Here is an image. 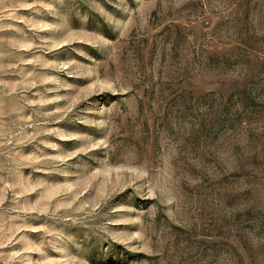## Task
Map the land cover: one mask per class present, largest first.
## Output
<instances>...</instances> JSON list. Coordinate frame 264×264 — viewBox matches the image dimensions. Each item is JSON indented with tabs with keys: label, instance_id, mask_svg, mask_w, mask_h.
Segmentation results:
<instances>
[{
	"label": "rangeland",
	"instance_id": "rangeland-1",
	"mask_svg": "<svg viewBox=\"0 0 264 264\" xmlns=\"http://www.w3.org/2000/svg\"><path fill=\"white\" fill-rule=\"evenodd\" d=\"M0 264H264V0H0Z\"/></svg>",
	"mask_w": 264,
	"mask_h": 264
}]
</instances>
